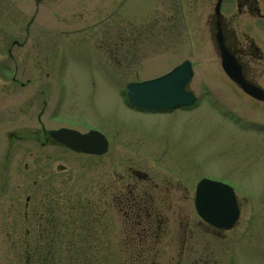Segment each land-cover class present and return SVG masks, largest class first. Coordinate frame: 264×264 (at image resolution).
Returning <instances> with one entry per match:
<instances>
[{
    "label": "rangeland",
    "instance_id": "1",
    "mask_svg": "<svg viewBox=\"0 0 264 264\" xmlns=\"http://www.w3.org/2000/svg\"><path fill=\"white\" fill-rule=\"evenodd\" d=\"M214 3L0 0V76H8L7 48L15 42L11 53L16 76L44 79L51 99L61 95L58 114L66 120L64 124L74 125L69 129H95L111 141L102 156L46 146L43 178L40 174L27 178L23 162H14L15 174L0 196V264H36L33 255L29 258L25 252V229L6 226L14 224L27 197L35 212L40 211L42 199L46 208L57 209L46 228V233L56 228L62 234L57 252L63 259L54 264L77 259L83 261L80 264H120L114 259H94L91 247L100 248L109 240L110 252L117 250L118 214L109 208L107 216H102L103 192L108 184L112 189L120 181L144 188L146 183H138L133 170L144 174L151 186L170 182L178 189L172 203L176 211H169L165 204L171 197H155L168 223L164 218L158 223V233L164 236L157 242L158 257L148 264L185 263L178 260L184 249L182 229L187 221H200L192 200L193 184L201 176L227 181L240 202L238 222L218 239L222 246L218 262L209 259L208 263L227 264L228 258L230 264H264V104L238 91L220 67L207 26ZM183 60L192 65L189 88L197 96L196 107L165 112L137 111L126 105L123 88L127 83L160 75ZM258 83L264 87V77ZM168 168L189 191L169 179ZM103 225L109 229L105 237ZM26 231L30 245L36 247L38 229L31 225ZM171 233H176L174 241ZM211 234L202 231L200 236L213 241ZM232 240L236 241L230 254L226 245ZM66 242H76V248L67 251ZM213 247L210 242L205 252L213 254ZM97 253L101 257L104 251Z\"/></svg>",
    "mask_w": 264,
    "mask_h": 264
},
{
    "label": "flooded vegetation",
    "instance_id": "2",
    "mask_svg": "<svg viewBox=\"0 0 264 264\" xmlns=\"http://www.w3.org/2000/svg\"><path fill=\"white\" fill-rule=\"evenodd\" d=\"M228 1L229 3L227 5V0H222L221 3V12L223 14L221 16V29L224 41L241 67L244 78L250 83L259 86L258 82L264 77V0ZM181 13L183 14L184 11L182 10ZM212 17L213 10L210 9L207 20L209 33L213 30ZM7 56L11 60L10 66H5L8 70V76H0V196L3 195L2 192L4 189L6 191L10 177H13L15 174V168L13 169L14 162H18L15 163V165L23 162L22 173L26 175L27 178L30 176L38 177L39 174L43 178L45 176L44 149L46 146L53 145L62 147L51 139L49 131L61 127L69 128L74 126L73 124H64L66 120L59 117L61 98L59 99L56 96V99H51L50 92H48L44 79H21L16 76V72L13 69L14 60L11 49L9 50V48L7 49ZM14 94H16V96ZM19 149H21V152H18ZM15 157L18 159L20 157L22 159L23 157L25 160L20 159L16 161L14 160ZM31 166H33V168H31ZM170 171L168 173L169 179L182 185L183 190L189 191V188L185 185L183 180L181 178H174V173L171 168ZM133 172L136 178H139H137L139 180L138 183H146L144 188L139 185L136 186V184H127L124 186L120 181V183L118 182L112 189L109 188L110 185L108 184L103 192V198L105 197L106 202L103 203L102 216H107L109 208L116 211L120 230L119 233L115 234L118 236L117 242L115 243L117 246L115 252H110L112 243L109 242V240L105 241L104 245L100 248L96 244L91 247L93 250L92 256H94L96 260L101 258V260L107 261L114 259L120 261V264H148L154 258L158 257L157 242L164 236L163 233H158V228H161L158 223L161 222L163 218L165 223H168V220L161 214L163 209L161 210L159 208L160 206L157 200H155V197L158 195L171 197V200L165 204L168 205L169 211H176L172 203L173 196L178 193V189L170 182L164 187H160L158 184L151 186L144 174V176L136 175L137 171L133 170ZM141 178L145 179V181L140 180ZM49 192H51V190H49ZM44 197H46V195H44L43 198ZM11 203H13V199H11ZM105 205H107L108 208ZM11 206L14 209V205L12 204ZM39 206L38 209H40V211L38 212L37 210V212H35L34 208L30 206L29 197H27L22 210L18 209L16 212V220L13 221L14 224L7 223L6 226L25 229L24 244L27 245L25 250L26 255L28 253L29 258L30 255H33L34 258L37 257L41 260V262L36 264H44L45 252L42 251L46 248V244H52L50 242H53L55 246L54 249L56 251L59 250L60 245L58 241L62 239V234L61 232L58 234L56 228H54L52 233L48 231L47 233L49 235L46 233V228H49L53 222V215L51 213L57 212L56 207L50 205L46 208L44 199L41 200ZM180 212L181 211H179V213ZM20 216L22 218L21 223L19 222ZM93 222L94 219L92 220V223ZM31 225L37 228L39 232L37 239H35V244H37L36 247L30 245L29 238L31 235L26 231ZM200 226L202 228H200ZM192 227H195V230ZM101 229L105 237L109 229L106 228L105 225H103ZM200 230L212 233L211 235L216 239L208 241L204 238L203 241V237L200 236L202 231ZM176 233H179V231ZM176 233L170 234L169 238L171 241L175 240ZM227 233L228 232L216 229L201 221H199V223L187 221L184 229H182V234L185 235V238H183L180 243L182 245L184 244V249L181 257L178 259L179 262L185 261L183 264H210L208 263L209 259H214L218 262V254H220L222 248L219 240ZM52 234L53 237L50 236ZM167 234L168 233L165 232V236ZM214 234L218 236V238ZM99 236H101V232L97 237ZM210 242H213L215 246L212 250L213 254H207L204 249V247L209 246ZM69 244L66 247L67 250L76 248V242ZM99 249L104 251L101 257L98 256L97 253ZM77 254L80 255L78 252L74 253V255ZM52 255L56 260L63 259V257H61V252H55ZM70 259H74L72 255ZM123 261L126 263H121ZM27 264H29V261ZM88 264H91V262Z\"/></svg>",
    "mask_w": 264,
    "mask_h": 264
},
{
    "label": "water",
    "instance_id": "3",
    "mask_svg": "<svg viewBox=\"0 0 264 264\" xmlns=\"http://www.w3.org/2000/svg\"><path fill=\"white\" fill-rule=\"evenodd\" d=\"M219 3L215 9L217 25L215 41L220 54L221 66L225 74L244 92L257 100L264 101V92L245 81L240 66L224 44L218 21ZM192 75L191 64L185 61L164 76L127 85L128 101L134 106L152 109H171L191 105L195 98L190 91L186 90V87ZM52 136L58 142L77 152L101 155L107 150L106 140L94 131L80 134L72 130L61 129L53 132ZM195 208L204 221L217 228L229 229L239 217L238 205L232 190L226 185L207 179L201 180L197 185Z\"/></svg>",
    "mask_w": 264,
    "mask_h": 264
},
{
    "label": "trees",
    "instance_id": "4",
    "mask_svg": "<svg viewBox=\"0 0 264 264\" xmlns=\"http://www.w3.org/2000/svg\"><path fill=\"white\" fill-rule=\"evenodd\" d=\"M49 247H50V249H51V252L53 251L54 252V245L53 244H49L48 245ZM46 249V248H45ZM49 250L47 249L45 252L46 253H50V252H48ZM35 261H36V263H38V262H41V260H39L37 257L35 258ZM72 262V264L73 263H75V264H80L81 262H83L82 260L80 261V260H77V261H67V263L68 264H70ZM44 264H54V260H53V258H50V257H45V259H44Z\"/></svg>",
    "mask_w": 264,
    "mask_h": 264
},
{
    "label": "bare ground",
    "instance_id": "5",
    "mask_svg": "<svg viewBox=\"0 0 264 264\" xmlns=\"http://www.w3.org/2000/svg\"><path fill=\"white\" fill-rule=\"evenodd\" d=\"M186 90H187V88H186ZM188 91V90H187Z\"/></svg>",
    "mask_w": 264,
    "mask_h": 264
}]
</instances>
